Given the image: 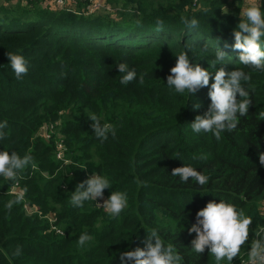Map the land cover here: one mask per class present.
I'll return each instance as SVG.
<instances>
[{
    "label": "trees",
    "instance_id": "16d2710c",
    "mask_svg": "<svg viewBox=\"0 0 264 264\" xmlns=\"http://www.w3.org/2000/svg\"><path fill=\"white\" fill-rule=\"evenodd\" d=\"M246 2L100 0L93 9L82 2L58 10L0 6V122L7 121L0 151L33 157L17 180L0 177V264H120V254L144 248L153 229L165 245L175 247L181 264H215L207 250H193L195 233L188 232L209 201L234 204L251 216L249 237L254 238L264 222V166L259 163L264 72L242 65L240 50L233 47ZM224 6L227 13L221 11ZM182 17L195 18L198 27L189 29ZM157 20L163 21L162 30ZM217 47L228 57L216 68L249 74L250 81L242 84L252 99L237 128L222 132L219 140L191 128L208 110L211 79L191 99L166 84L176 56L185 52L214 75L209 65ZM7 53L25 57L28 72L22 78H16ZM121 62L137 72L126 85L116 67ZM197 102L200 107L194 108ZM92 114L113 125L115 136L103 142L96 138ZM51 121L67 162L65 155L56 157ZM183 165L208 176V183H184L172 175ZM92 173L109 179L107 198L112 191L127 194V207L118 217L95 201L71 204L76 185ZM21 191L23 200L9 212L6 202ZM82 233L92 237L83 247L77 243Z\"/></svg>",
    "mask_w": 264,
    "mask_h": 264
},
{
    "label": "clouds",
    "instance_id": "9594fccd",
    "mask_svg": "<svg viewBox=\"0 0 264 264\" xmlns=\"http://www.w3.org/2000/svg\"><path fill=\"white\" fill-rule=\"evenodd\" d=\"M261 0H249L248 5L243 9L244 20L240 21L237 30H234L233 47L240 50L238 60L244 66L256 71L264 72V7ZM222 12L227 13L224 6ZM182 22L189 28L198 27V20L182 17ZM159 28L163 29V21H156ZM217 44L219 37L216 39ZM216 57L209 67L215 68L214 75L208 69L201 67L197 63H192L188 54L182 53L176 56V63L170 69L166 84L173 87L177 93H188L190 99L201 88L208 87L211 79L210 105L204 115H197L191 123V128L195 133L211 132L219 140L221 133L234 131L239 123V118L248 114V109L252 103L250 92L243 86V82L250 81L251 77L242 69L226 71L225 68H216L217 64L227 62V53L219 47ZM7 59L17 79L22 78L28 72L27 61L22 54L7 53ZM121 76V84H129L137 79L135 69H129L126 63L116 65ZM143 80V75L140 76ZM189 99V100H190ZM199 108L197 102L193 105ZM91 128L102 142L107 140L111 134L115 136V128L109 123H102L100 117L95 114L89 115ZM7 127V121L0 122V140L6 138L3 131ZM33 160L30 154L21 157L16 152L0 151V177L6 180L15 181L18 175ZM259 163L264 166V152L259 153ZM172 175L178 176L180 180L187 183L194 180L197 185L203 186L208 183L209 177L202 174L197 169L189 165L174 167ZM108 178L99 174H93L85 181L76 185L71 196V204L75 207H83L86 201H97L103 199L104 190L111 188ZM15 198L5 204V208L10 212L14 205L20 203L25 192L14 193ZM97 203V202H96ZM127 194L122 191H112L102 206L112 217H118L127 207ZM196 222L188 228L189 233H195V238L191 241L193 250L198 254L207 252L214 256L216 264L227 261L232 264L234 258L241 254V250L249 242L251 232L252 217L247 216L243 210H238L234 204L224 201H209L206 206L196 213ZM92 237L87 233H82L78 238V245L83 247ZM145 247H137L134 250L122 252L120 254V264H125L127 260L130 264H181L183 257L176 251L172 244L165 245L157 230L153 229L147 234ZM21 249L17 247L14 255L21 254ZM248 264H264V233H257L256 238L250 245L248 251Z\"/></svg>",
    "mask_w": 264,
    "mask_h": 264
},
{
    "label": "rangeland",
    "instance_id": "374dc122",
    "mask_svg": "<svg viewBox=\"0 0 264 264\" xmlns=\"http://www.w3.org/2000/svg\"><path fill=\"white\" fill-rule=\"evenodd\" d=\"M2 1H4V0H0V2H2ZM98 1V3H99V1L100 0H97ZM102 1H104V0H101V2ZM264 0H261V3L263 2ZM82 2H85V1H78V2H76V4H79V3H82ZM90 2V1H89ZM106 2V1H105ZM247 2H248V0H247ZM246 2V3H247ZM75 4V5H76ZM107 10H109L110 11V16H115V11L113 10V8L111 9V7H110V5H107L106 4V7H105ZM111 9V10H110ZM74 13H80V11H78V10H74ZM93 14V13H92ZM60 122V119H58V120H56V123H59ZM54 121H51L50 122V124H49V131H48V133L50 134V135H53V138H55L56 139V142H58L57 143V147H56V149H57V152H56V157H58L59 159L60 158H63L64 159V155H65V159H64V162H67L68 160H70V158L68 157V156H66V151H64V147L62 146V145H60L59 144V141H58V138H59V136H60V133H59V131H58V129L57 128H55L53 125H55L56 124ZM58 153H60V156H58L57 154ZM77 174L75 173V174H73L72 176H73V178H75V176H76ZM104 196V195H103ZM106 197V199H107V196H105ZM262 210H263V215H264V200H263V205H262ZM251 227H252V225H251ZM257 233H264V222H263V225L262 224H258V228L256 229V232H255V236H254V238L253 239H251L250 237H249V242H248V244L241 250V254H240V256L239 257H237V258H234L233 259V261H232V264H236V262L240 259V258H242V257H248V251L250 250V245H251V243H252V241L256 238V234ZM215 264H216V262H215ZM221 264H228V262L225 260V261H221Z\"/></svg>",
    "mask_w": 264,
    "mask_h": 264
},
{
    "label": "built area",
    "instance_id": "2783aa9c",
    "mask_svg": "<svg viewBox=\"0 0 264 264\" xmlns=\"http://www.w3.org/2000/svg\"><path fill=\"white\" fill-rule=\"evenodd\" d=\"M19 1L20 3H24L25 5H31L34 3H42V5L44 4L43 2L46 1L48 2V7L52 8V9H70L73 5L76 4V2L78 1H85V2H89V6L91 5V9H93V7L98 4L97 0H16ZM58 156H60V153L57 154ZM104 195V194H103ZM104 200H106L105 195L103 196V199L98 198L97 199V203L103 204ZM95 202V204L97 205V203ZM99 206V205H97ZM102 207V206H101ZM236 264H248V257H242L240 258Z\"/></svg>",
    "mask_w": 264,
    "mask_h": 264
},
{
    "label": "crops",
    "instance_id": "0c3cea01",
    "mask_svg": "<svg viewBox=\"0 0 264 264\" xmlns=\"http://www.w3.org/2000/svg\"><path fill=\"white\" fill-rule=\"evenodd\" d=\"M11 3L20 4V5L25 6L24 3H20L19 1H16V0H4V1L0 2V6H9V5H11ZM43 3H44L43 6L48 7V2L44 1ZM36 4L42 5V3H40V2L31 4V5L34 6Z\"/></svg>",
    "mask_w": 264,
    "mask_h": 264
}]
</instances>
